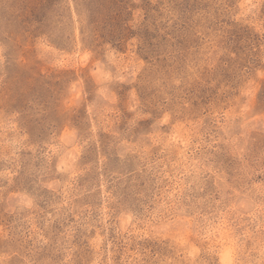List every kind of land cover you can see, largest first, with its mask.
Masks as SVG:
<instances>
[{
    "label": "rangeland",
    "instance_id": "374dc122",
    "mask_svg": "<svg viewBox=\"0 0 264 264\" xmlns=\"http://www.w3.org/2000/svg\"><path fill=\"white\" fill-rule=\"evenodd\" d=\"M0 264H264V0H0Z\"/></svg>",
    "mask_w": 264,
    "mask_h": 264
}]
</instances>
